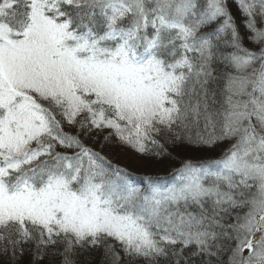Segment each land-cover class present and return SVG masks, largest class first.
Listing matches in <instances>:
<instances>
[{"label":"snow or ice","instance_id":"snow-or-ice-1","mask_svg":"<svg viewBox=\"0 0 264 264\" xmlns=\"http://www.w3.org/2000/svg\"><path fill=\"white\" fill-rule=\"evenodd\" d=\"M0 264H264V0H0Z\"/></svg>","mask_w":264,"mask_h":264},{"label":"rangeland","instance_id":"rangeland-1","mask_svg":"<svg viewBox=\"0 0 264 264\" xmlns=\"http://www.w3.org/2000/svg\"><path fill=\"white\" fill-rule=\"evenodd\" d=\"M120 159H123L122 162L128 163L129 157L126 156V154L123 151H120ZM139 162H141V161H137V160L133 159L131 164H130V168L132 170L137 169L139 167V164H140Z\"/></svg>","mask_w":264,"mask_h":264},{"label":"trees","instance_id":"trees-1","mask_svg":"<svg viewBox=\"0 0 264 264\" xmlns=\"http://www.w3.org/2000/svg\"><path fill=\"white\" fill-rule=\"evenodd\" d=\"M123 159H121V161H122ZM140 164H139V167L137 168V169H135V170H133V171H138V172H143L144 171V163L145 162H143V161H141V162H139ZM132 170V169H131ZM155 171L156 172H159V173H163L164 171H165V168H164V166H162V165H157V166H155Z\"/></svg>","mask_w":264,"mask_h":264}]
</instances>
